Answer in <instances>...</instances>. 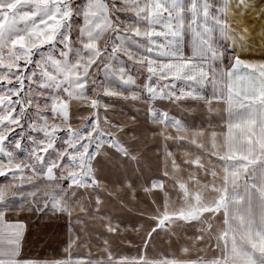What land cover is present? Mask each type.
Returning a JSON list of instances; mask_svg holds the SVG:
<instances>
[{
    "label": "rangeland",
    "instance_id": "rangeland-1",
    "mask_svg": "<svg viewBox=\"0 0 264 264\" xmlns=\"http://www.w3.org/2000/svg\"><path fill=\"white\" fill-rule=\"evenodd\" d=\"M81 1L74 0V3L79 5ZM204 2L213 5V16L217 11L215 5H223L221 11L228 38L217 37L215 41V46L223 52L220 69L230 66L237 58L264 62V11L259 8L264 0ZM213 16L209 17V25L213 23ZM72 23L71 39L75 42L79 16H74ZM242 34L246 39L240 40ZM56 47L58 56L63 46L57 42ZM189 48L186 45V55L191 54ZM41 51L46 53L48 46H41ZM40 54L36 52L33 59L39 60ZM32 67L35 65L29 71ZM241 71L243 74L244 70ZM92 73L99 83L95 68ZM13 83H16L14 77ZM50 95L51 90H46L34 98L39 100L41 109ZM89 95V99L94 96ZM124 97L128 96L109 98L101 94L99 132L95 131L93 121L74 138L73 146L78 152H73L64 141L69 128L73 133L79 132L93 115V110L87 107L88 101L71 100L67 123L60 112L53 116L48 110L47 126L58 125L59 130L55 132L54 146L38 154L47 162L60 165L55 181L45 180L33 170L34 166L39 167V162L30 154L39 148L40 140H45L40 125L30 127L39 119L35 103L32 107L26 103V111L21 116L19 106L8 104L7 100L0 102L4 105L0 107V114L11 115L15 108L16 115L20 116L19 124L0 120V137H6L0 142L11 154H0V188L9 189L6 198L14 201L8 217L22 220L26 225L23 243L26 256L70 259L71 264H103L109 255L107 248L118 264H137L140 259L195 260L206 254L220 255L216 236L224 226V210L210 212L208 209L214 207L217 199L214 188H221L224 183L221 162L213 153H223L225 103L222 100H211V105L203 100H156L157 115L168 113L170 123L165 126L148 115L145 97L137 100ZM60 111L67 113L66 109ZM174 120L181 121L183 127L174 126L171 123ZM212 132L216 133L214 138L210 135ZM81 144L87 145V152ZM62 153H66L63 161ZM194 161L203 166H197ZM16 165L22 170L15 171ZM70 171L77 178L88 173L83 176L84 186L70 187V180L61 179ZM92 180L97 182L93 184ZM29 192H35L36 196L28 195ZM53 192L60 193L58 199L67 211H56L51 206L49 194ZM165 214L171 219L158 226L156 221ZM182 215L196 219L189 222L181 219ZM109 227L115 231L109 232ZM153 228L157 230L152 232ZM70 240L73 243L68 248ZM183 248L190 250L187 255L182 252Z\"/></svg>",
    "mask_w": 264,
    "mask_h": 264
},
{
    "label": "snow or ice",
    "instance_id": "snow-or-ice-1",
    "mask_svg": "<svg viewBox=\"0 0 264 264\" xmlns=\"http://www.w3.org/2000/svg\"><path fill=\"white\" fill-rule=\"evenodd\" d=\"M215 6L217 11L214 16L213 5L202 6L201 24V6L197 5L194 9L196 20L186 28L183 0H122L119 6L113 0L111 7L104 0H85L82 5L75 4L74 0H0V102L7 100L8 104L19 106L21 116L26 111V103L27 107H32L35 103L39 119L37 124L30 127L40 125L45 140H40L39 148H34L30 155L39 162V167L34 166L33 170L39 172L45 180L55 181L56 171L60 167L55 162H47L43 155L38 154L46 153L54 146L55 132L59 130L58 125H52L51 128L47 126L49 109L53 116L58 112L64 115L67 123L71 100L88 101L87 107L93 110V115L88 117L84 128L79 132L73 133L69 128L64 141L73 152H78L73 146L74 138L88 129L93 121L96 122L95 131L99 132V114L103 105L101 94L111 98L127 91L131 95L124 99L137 100L144 98L146 93L148 115L167 126L170 123L168 113L161 112L157 115L154 101L165 98V95L176 101L205 99L197 94V88L193 85H206L211 79L212 86L216 89L217 75L224 82L219 95L229 115L227 130L224 132L227 150L213 153L221 162L224 183L221 188H214L217 199L214 207L208 209L210 212L224 210V226L216 236L220 255L217 257L215 254H206L195 260L171 259L158 264H264V213L259 218L251 214L253 195L264 205V62L254 63L237 58L230 66L218 68V64H223V52L215 46V41L217 37L227 39L228 35L221 11L223 5ZM178 9H181L179 13ZM121 10L133 13L135 22L127 24L113 21V12ZM74 16H81L83 21L75 42L71 39ZM210 16H213L211 25ZM244 39L246 36L242 34L240 40ZM57 42L63 46L58 50V56ZM43 45L48 46L46 53L41 51ZM186 45H190V55L185 54ZM109 46L111 51L108 50ZM132 48L137 51H132ZM36 52H41L39 60L33 59ZM120 53L127 57V61H135L138 68H146L148 83L137 84L136 78L129 74L126 61L121 59ZM155 57L169 62L157 65ZM33 64L35 67L29 71ZM94 67L99 68L97 74L104 77L99 83L92 73ZM153 77L170 83L154 84ZM177 80L188 84L187 88L182 86L179 89V95L175 91ZM46 90H51V95L45 98L47 102L41 109L39 100L34 98L40 97ZM138 90L142 95H137ZM89 94H94L93 98L89 99ZM213 95H217L216 91ZM205 102L212 104L211 100L205 99ZM0 107H4L3 103H0ZM65 109L66 114L60 111ZM0 120L19 124L20 116L16 115L13 108L11 115L0 114ZM171 123L178 129L183 127L181 121L174 120ZM210 135L214 138L216 133L212 132ZM3 140L6 137H0V141ZM81 146L87 152V145ZM0 154L11 155L2 142ZM65 156L66 153L61 154L62 161ZM193 163L203 166L198 161ZM21 170V166L16 165L15 171ZM87 175V172L83 173V176ZM248 175L252 176V186L245 183L242 186L244 195H241L240 179ZM83 176L77 178L70 171L61 179L70 180V187L84 186ZM96 182L92 180L93 184ZM229 185L232 186L231 192ZM155 187L153 184V188ZM252 187H255V193L252 192ZM8 191L7 188H0V264H35L20 254L25 240L23 231L20 230L23 226L16 225L17 230L13 231L11 229L14 226L6 223L8 211L14 203L6 198ZM28 195L35 197L36 193L29 192ZM59 195L56 192L49 194L51 206L56 211H67L61 206ZM20 202L24 203L23 197ZM47 206L48 201L45 202V208ZM180 218L189 222L196 219L195 216L183 215ZM169 219L171 218L165 214L156 223L163 226ZM156 230L153 228L152 232ZM108 231L113 232L115 229L109 227ZM149 237L151 238V233ZM72 243L70 240L68 248ZM106 251L109 255L103 264H118L111 255V250L106 248ZM189 251L188 248L182 249L186 255ZM52 264H71V260H56ZM137 264L152 262L140 259Z\"/></svg>",
    "mask_w": 264,
    "mask_h": 264
},
{
    "label": "crops",
    "instance_id": "crops-1",
    "mask_svg": "<svg viewBox=\"0 0 264 264\" xmlns=\"http://www.w3.org/2000/svg\"><path fill=\"white\" fill-rule=\"evenodd\" d=\"M105 3H107L110 7L113 3V1H110V0H104ZM85 3V0H82L81 3L79 5H82ZM115 3L117 6H119L121 3H122V0H115ZM183 4H184V8L182 9L183 13H184V16H185V19H184V26L187 28L189 25H193L195 20H196V17L194 15V9L197 5H200L201 8H200V16H201V20H200V23L202 24V21H203V5H205L206 3L204 2V0H183ZM259 4V3H258ZM254 4H251V8H254L253 7ZM259 8L260 10L263 12L264 11V3H260L259 4ZM181 11V9H178L177 10V13H179ZM80 18V25L82 24V17L79 16ZM111 19L113 21H116V22H124V23H127V24H132L135 22V16L133 13L131 12H125V11H114L112 16H111ZM175 22V21H174ZM159 30V29H157ZM105 38H107V34L105 36ZM139 39V38H138ZM220 40V39H219ZM101 44H103V40H101ZM109 51H111V46H109ZM132 51H137L135 48H132L131 49ZM141 55L143 53H140ZM185 54H186V50H185ZM120 56H121V59L126 61V67L129 71V74L130 75H133L136 80H137V84H143V83H148L149 81L146 79L147 76H148V73L146 71V68L144 69H140L138 68V66L136 65L135 61H127V57L124 56L123 53H120ZM155 60H156V63L157 65H160V64H164V63H168L169 61H167L166 59L164 58H160V57H155ZM220 66L221 64H218V68L220 69ZM95 68V67H94ZM97 73L99 72V68H95ZM211 75V74H210ZM98 79H99V82L100 81H103L104 80V77L103 75H98ZM216 80H217V88L214 89L213 86H212V83H211V79H209V82L205 85V84H199V85H193L194 87L197 88V94L204 97L206 100H216V101H220L222 100L220 98V90L224 87V82L221 80V78L219 77V75H217L216 77ZM153 83L156 84V83H159L161 85H163L164 83H170L169 81H165V80H157L156 77H153ZM176 83V94L179 95V89L183 86L184 88H187L188 87V84L185 83L184 81L182 80H177L175 81ZM216 91L217 95L214 96L213 95V92ZM131 94L128 93L127 91L125 92H122L120 93V96H130ZM137 95H142L139 90L137 91ZM145 95V98H146V93H144ZM205 99H201L203 101H205ZM157 100H171L170 98L167 97V95H165V98L163 99H157ZM223 101V100H222ZM226 107V105H225ZM226 110V118H225V123H224V130H223V133H222V138H223V150L222 152H225L227 150V147H226V138H225V135H224V132L227 130V125H228V120H229V115H228V112H227V109L225 108ZM234 119H238V117H233ZM245 147H247V145H245ZM259 182V181H257ZM247 183L250 185V187L252 186V176L251 175H248V176H243L241 179H240V191H241V195H244L243 193V185ZM229 191L231 192L232 191V186L229 185ZM252 192L255 193L256 192V189L255 187H252ZM229 203L231 204V200L229 201ZM245 209L247 210L248 209V205L246 203L245 205ZM264 213V205L261 204L260 200L257 199L255 197V195L252 196L251 198V214H253L256 218H259V216ZM6 223L10 224V225H13L14 227L11 229L13 231L17 230L16 229V225H22V229H20L21 231H23V235H25V223L24 221L22 220H19V219H13L11 217H8L7 215V220H6ZM22 256L24 257H27L29 258L31 261L35 262V264H52L53 261H56V260H62V261H68V259H54V260H45V259H37V258H30L28 256H26L24 254V251H23V248H22V252L20 253ZM166 260H171V259H160V260H154L152 262V264H158V262H163V261H166ZM180 260V259H179ZM182 260V259H181Z\"/></svg>",
    "mask_w": 264,
    "mask_h": 264
}]
</instances>
